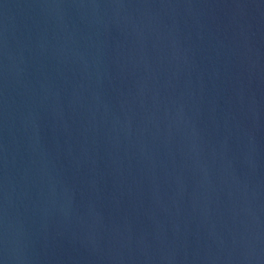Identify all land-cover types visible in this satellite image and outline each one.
<instances>
[{
    "label": "water",
    "instance_id": "obj_1",
    "mask_svg": "<svg viewBox=\"0 0 264 264\" xmlns=\"http://www.w3.org/2000/svg\"><path fill=\"white\" fill-rule=\"evenodd\" d=\"M0 264H264V0H0Z\"/></svg>",
    "mask_w": 264,
    "mask_h": 264
}]
</instances>
